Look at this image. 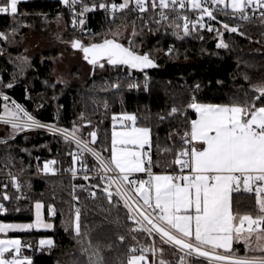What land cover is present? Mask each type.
Wrapping results in <instances>:
<instances>
[{
    "label": "trees",
    "instance_id": "obj_1",
    "mask_svg": "<svg viewBox=\"0 0 264 264\" xmlns=\"http://www.w3.org/2000/svg\"><path fill=\"white\" fill-rule=\"evenodd\" d=\"M101 3L108 5L107 10L99 7ZM112 3H122V0H77L74 5H64L60 0H27L19 3L15 15L0 14V31L6 37H2L6 39L4 47L0 46V93L8 97L5 100V96H0V115L4 113L5 103L14 99L35 118L69 130L74 125L80 127L79 135L85 139L90 140L88 133L96 131L98 140L94 146L109 158L113 117L132 112L137 117V125L152 130V170L176 171L179 166L170 162L175 158L174 146L180 144V139L178 135H173L171 140L168 137L174 130L183 133L185 115L188 120L195 118L193 110L187 108L193 96L200 103L230 104L234 99L243 100L246 95L249 99L258 95L253 86L264 84V23L260 16L253 14H249L248 21L240 20L232 9L220 11L224 9L220 6L213 11L216 20L205 15L200 21V10L191 9L189 2L184 9L179 4L174 10L165 9L169 19L156 23L161 9H153L151 0H148V11L143 13L132 11L131 4L128 9L111 13ZM0 4L5 6V0H0ZM85 7L90 10L84 11ZM73 12L77 14L74 16ZM57 13L66 18L69 32L87 43L102 41L119 25L135 26L140 34L132 40L121 41L138 53L149 54L157 60L158 68L137 71L128 66L108 65V72L94 71L86 77L74 68V77L61 83L53 79L52 57L57 54L56 50L44 48L37 52L30 66L14 62L8 55L10 34L25 33L40 14ZM184 16L205 27H199L198 23L196 29L189 28V34L185 35ZM81 19L83 25L79 23ZM218 21L231 27L239 26V32L225 31ZM208 26L223 33L222 39L228 48H217L221 38L217 31H208ZM241 32L244 35H240ZM116 84L119 88L113 87ZM44 98L47 100L41 104ZM256 103L257 106L264 104V98ZM173 106L182 108L184 115L169 116ZM160 116L165 119L161 120ZM6 126L8 134L0 130V141H4L0 143V174H17L16 183L20 187L14 185L13 179H5L3 195L6 193L9 199L3 202L6 211L0 215L1 223L34 221L36 201L43 202L45 216L53 222L51 229L8 233L21 238L19 255L31 258V264H71L73 259L87 260V256L81 255V245L77 242L80 238L74 231L77 207L81 209V231L88 232L83 239L84 246L87 247L89 241L94 247L98 244L108 264H127L130 255L138 253L147 255L156 264L161 258L170 264H180L181 257L184 264H209L205 258L187 256L174 246L162 244L158 235L150 237L143 231H131L139 226L128 218L127 209L118 197L114 195L113 203L108 202L102 191L105 182L100 175L103 174L97 173L99 164L95 157L90 153L82 157L87 165L85 170L92 173L91 184H87L83 176H73L68 171L73 167L69 153L79 151L74 142L44 129L14 131L10 124ZM165 148L174 150L172 153L162 151ZM53 160L56 174L45 173L44 163ZM75 167L81 168L79 164ZM92 191L97 193L96 198L90 196ZM74 196L79 200L73 199ZM233 197L239 202L236 207L241 214H256L254 197L244 192L234 193ZM50 207H55V215L49 213ZM44 236L53 237L54 244L41 246L39 239ZM153 246L163 247V255L143 251ZM133 248L135 252H131ZM235 249L238 254L246 253L242 243L235 244ZM253 253L262 255L260 252L248 254Z\"/></svg>",
    "mask_w": 264,
    "mask_h": 264
},
{
    "label": "snow or ice",
    "instance_id": "obj_2",
    "mask_svg": "<svg viewBox=\"0 0 264 264\" xmlns=\"http://www.w3.org/2000/svg\"><path fill=\"white\" fill-rule=\"evenodd\" d=\"M20 2L21 0H5V6H0V14L9 13L10 10L11 14L15 15ZM186 2H190L193 9L200 10V21L205 15L211 20H216L213 11L220 5H224V9H219L220 11L230 7L234 16L244 21L251 19L246 12L247 8L251 7L253 13L264 9V0H230V4L226 0H151L153 9H161L160 19L155 22L169 19L165 9L172 7L174 10L177 4L184 9ZM63 3L74 5L77 0H63ZM130 4L133 5L132 11H148V0H122L119 5L112 3L110 7L115 13L128 9ZM205 4L215 8L204 6ZM99 7L107 10L108 5L101 3ZM89 10L84 8V11ZM259 16L264 23V11H260ZM183 19V32L188 35V17L184 16ZM79 23L83 25L84 20L81 19ZM198 23L199 21L193 23L192 28L196 29ZM218 23L227 32H239V26L231 27L223 21ZM175 26L180 27L179 24ZM199 27L203 28L205 25L199 23ZM207 30L217 31L221 37L223 35L211 26H208ZM239 34L244 35L242 32ZM0 37L6 38L3 33H0ZM129 43L131 44V41ZM216 46L228 48L229 45L220 39ZM71 47L81 50L89 64L98 65L100 68L105 66L101 61L108 65H125L141 71L156 67L149 54H140L116 39H104L102 43H92L88 46L74 40ZM113 87L119 88V84ZM196 88L198 89L199 85ZM253 91L258 93L253 99L246 95L243 100L234 99L230 104L200 103L195 96L191 98L187 108L193 110L195 119L188 120L185 115L186 127L183 133L174 130L168 137L171 140L173 135H178L180 139V144L174 146L175 158L170 162L179 166V174L152 172V130L146 126L138 127L135 115L113 117V121L119 119L121 130H117L115 124L113 125L109 158L103 157L95 148L89 146L96 143V131L88 133L90 140L84 139L79 135L80 127L74 125L69 131L55 125H46L18 104L14 109H8L6 105L4 116H0V120L10 124L14 131L47 129L54 135H63L65 141L74 142L79 151L69 153L73 167L68 171L73 176L77 174L75 165L79 164L81 168L87 169L82 159L84 153L95 157L99 164L97 173H103L100 175V179L105 182L102 191L106 194L108 202L113 203L114 195L119 197L127 209L128 218L139 225V228L131 231H143L150 237L158 235L162 244L174 246L187 256L194 254L196 257H203L210 264H264V104L257 106L256 103L264 98V84L253 86ZM4 99L7 100L8 97L5 96ZM177 114L184 115V110L173 106L168 113L169 116ZM160 119L165 117L160 116ZM90 123L89 121L88 124ZM2 142L4 141H0ZM146 146L148 151H145ZM173 150L165 148L162 151L172 153ZM55 163L54 160L46 161L42 170L54 175L55 170L51 165ZM109 172L116 174L109 176ZM145 172L148 175L147 180L130 178L133 173ZM84 179L88 177L85 176ZM13 181L15 182V178ZM16 187L19 188L20 185L16 183ZM113 187L115 193L111 190ZM240 192L254 197L255 215L251 212L241 214L238 211L236 205L239 202L234 201L233 194ZM90 196L96 198L97 193L92 191ZM2 198L8 200L9 196L5 193ZM73 199L78 201L79 197L74 196ZM43 208V203H35V226L43 224L44 227L51 228V224L43 223ZM3 211L6 209L0 204V212ZM48 211L51 215L56 214L55 207H50ZM32 227L33 224H0V233ZM74 231L80 238L77 242L81 245V255L87 256V260L73 259L71 264H108L98 244L94 247L89 241L87 247L84 246L83 239L88 232L81 231V209L78 207L75 208ZM120 239L123 240L124 237ZM40 243L51 246L53 241L42 240ZM234 243H242L246 253L258 251L262 255H237L238 250L233 248ZM20 248L21 242L18 239L0 240V264H31L30 261L18 258ZM135 251V248L131 249V252ZM143 251H151L153 255L159 252L162 256L164 249L153 246ZM146 260L143 254L130 255L127 264H140ZM158 264L170 262L161 258ZM180 264H184V257H181Z\"/></svg>",
    "mask_w": 264,
    "mask_h": 264
},
{
    "label": "rangeland",
    "instance_id": "obj_3",
    "mask_svg": "<svg viewBox=\"0 0 264 264\" xmlns=\"http://www.w3.org/2000/svg\"><path fill=\"white\" fill-rule=\"evenodd\" d=\"M26 24L27 22L24 23L23 25ZM67 27H68L67 20L61 14H57L54 16H51L49 14H40L38 18L34 20V22L28 25V29L26 30L25 33L23 34L21 33L19 35L18 33L12 32L10 34L9 44L11 45V51L8 52V55H10L11 59L17 64H24L26 66H30L31 59L33 55L36 54L37 52L43 50L44 48L56 50L57 54L52 57L53 65H54L53 79L55 82L67 83L69 80H71L74 77L72 73V70L74 68H77V70L80 71L85 77L90 75L94 71L101 73L108 72L110 68L106 62H104L105 64L104 68H100L98 65L93 66L84 59V54L81 50L73 49L71 47V42L76 39L81 40L83 45L88 44L87 43L88 41H86L84 38L75 36L74 33H70ZM133 32H135V35H133ZM138 34H140L139 30L135 26L119 25L113 31L107 33L105 38L114 37L120 41L132 40ZM220 38L222 39L221 36ZM5 40H3V45L1 46L2 48L5 45L6 42ZM263 49H264V44H263ZM0 96H7V95L0 93ZM46 100H47L46 98L41 99L40 103L42 104ZM16 104L20 105L18 102L12 99L10 101H7L5 103V106L7 105L8 109H14ZM20 106L26 112H28L22 105ZM4 113L2 114L3 116ZM28 113L32 115L30 112ZM125 114L134 115V113L132 112H126V113H121L119 117ZM115 123H120L119 119H117ZM6 125L7 123L0 122V130H4V132L8 134V129ZM41 218L43 220V223L47 222L46 221L47 219L45 218L43 211L41 212ZM32 222L33 223L28 222L27 224H33L35 226L36 218ZM1 224H14V222H2ZM35 227H42V226H35ZM245 254L249 256H260L259 254L256 253L253 254L245 253Z\"/></svg>",
    "mask_w": 264,
    "mask_h": 264
},
{
    "label": "crops",
    "instance_id": "obj_4",
    "mask_svg": "<svg viewBox=\"0 0 264 264\" xmlns=\"http://www.w3.org/2000/svg\"><path fill=\"white\" fill-rule=\"evenodd\" d=\"M22 1H27V0H21V2ZM60 1H62V3H63V0H60ZM226 2H228L229 4H230V0H226ZM64 4V3H63ZM64 5H66V4H64ZM204 6H207L208 7V5H204ZM189 7L191 8V9H193L192 7H191V3L189 2ZM220 7H224V5H220ZM211 8V7H210ZM229 9H231L230 7H228ZM18 9H19V4L17 5V12H18ZM196 10H199V9H196ZM9 14H11V12H10V10H9ZM57 14H61V13H57ZM57 14H54V15H57ZM11 15H13V14H11ZM50 15V14H49ZM54 15H51V16H54ZM62 15V14H61ZM135 115V114H134ZM195 119V118H194ZM125 123H128V124H130V122H125ZM116 125V129L117 130H121V126H120V123H115ZM138 127H140V125H137ZM150 128V127H149ZM151 129V128H150ZM145 151H148L147 150V146L145 147ZM152 170V169H151ZM152 172L154 173V174H174V171H160V172H155V171H153L152 170ZM187 173V172H186ZM185 173V174H186ZM136 174H139V180H147L148 179V175H147V173L145 172V173H133L132 175H131V177L132 176H134V175H136ZM130 177V178H131ZM36 202H38V201H36ZM35 202V203H36ZM39 202H41V203H43L42 201H39ZM35 203H34V211H35ZM44 205V204H43ZM44 212V216H45V207L41 210V212ZM45 218H46V216H45ZM47 219V218H46ZM35 220V219H34ZM47 222L46 223H44V224H51L52 225V227H53V222L52 221H50V220H46ZM28 222H14V224H27ZM30 223H33V222H30ZM40 226H42V227H32L31 229H25V230H9V231H7V232H4V233H1V235H0V240H8V239H18V240H20V242H21V246H22V240H21V238L19 237V236H9L8 235V233L9 232H16V231H27V230H32V229H34V228H38V229H51V228H44L43 227V224L42 225H40ZM52 240L53 241V244H54V238L53 237H50V236H44V237H41L40 239H39V244L41 245V246H49V245H47L46 243L45 244H41L40 243V241H42V240H44V241H47V240ZM52 244V245H53ZM235 244L236 243H234L233 244V248L235 249ZM20 250H21V248H20ZM222 251V250H221ZM258 252V251H257ZM141 254H143V253H138V254H134V255H136V256H139V255H141ZM236 254H238V253H236ZM143 255H145V254H143ZM7 256V255H6ZM146 256V258H147V260L146 261H141L140 262V264H151V262H153V260H151V258H149L147 255H145ZM18 258H20V259H25L26 261H30L31 262V258H29V257H27V256H22V255H19V257ZM209 264H210V262H209Z\"/></svg>",
    "mask_w": 264,
    "mask_h": 264
},
{
    "label": "built area",
    "instance_id": "obj_5",
    "mask_svg": "<svg viewBox=\"0 0 264 264\" xmlns=\"http://www.w3.org/2000/svg\"><path fill=\"white\" fill-rule=\"evenodd\" d=\"M71 3H69V5H70ZM120 3H118L117 5H119ZM0 6H3L2 4H0ZM215 7V6H214ZM138 11V10H137ZM260 11H264V9H258L255 13H253V11H252V8L250 7V8H247L246 9V12L248 13V14H253V15H255V16H259V13H260ZM117 12V11H116ZM115 12V13H116ZM139 12V11H138ZM111 13H113L112 12V10H111ZM139 13H141V12H139ZM73 14H74V16L77 14L76 12H73ZM188 21H189V28H191L192 27V24L194 23V22H196L195 20L194 21H192L191 19H188ZM206 23V22H205ZM72 25H74V23H72ZM0 33H1V31H0ZM3 44V38L2 37H0V46ZM124 67V66H123ZM130 70H133V69H131V68H129ZM130 73V72H129ZM137 81V80H136ZM0 116H3V115H0ZM35 119H37V120H39V121H41L42 123H44V124H46V125H55L56 127H58V128H61V129H65L64 127H62V126H59V125H56V124H53V123H49V122H46V121H43V120H40V119H38V118H35ZM0 122H4L3 120H0ZM67 129V128H66ZM26 130H31V129H26ZM44 130H47V129H44ZM69 130V129H68ZM25 131V130H24ZM69 131H71V130H69ZM59 135H61V134H59ZM61 136H63V135H61ZM83 138V137H82ZM85 139V138H84ZM90 147H92V148H95V146L93 145V144H90L89 145ZM96 149V148H95ZM97 150V149H96ZM98 151V150H97ZM99 152V151H98ZM102 155V154H101ZM103 156V155H102ZM104 157V156H103ZM51 167L55 170V174H56V167H55V164L54 165H51ZM76 169H77V174H76V176H83V177H85V176H87L88 177V179H85L86 180V183L87 184H91L90 183V180H89V178L92 176V173L91 172H89L88 170H85V169H82V168H78V167H76ZM187 172V170L185 169V173ZM51 173V172H50ZM180 173V169H178V170H176V171H174V174H179ZM103 174V173H102ZM116 173H113V172H109V173H107V175H109V176H112V175H115ZM140 176H139V174H136V175H134V176H132L131 177V179H136V180H139L140 178H139ZM6 178H11V179H13V178H15V183H14V185H16V182H17V180H18V175L17 174H8V175H5V176H3V175H1L0 174V204H2L3 206H4V199L2 198L3 197V190H5V186H6V183H5V179ZM88 189V188H87ZM112 191H113V193H115V188H112L111 189ZM119 198V197H118ZM120 199V198H119ZM120 202L122 203V205H123V201L122 200H120ZM4 212V211H3ZM3 212H0V215L3 213ZM0 224H1V220H0ZM138 225V224H137ZM139 226V225H138ZM194 255V254H193ZM237 255H241V254H237ZM241 256H243V255H241ZM201 258H203V257H201Z\"/></svg>",
    "mask_w": 264,
    "mask_h": 264
},
{
    "label": "water",
    "instance_id": "obj_6",
    "mask_svg": "<svg viewBox=\"0 0 264 264\" xmlns=\"http://www.w3.org/2000/svg\"><path fill=\"white\" fill-rule=\"evenodd\" d=\"M105 39H116V38H114V37H109V38H105ZM76 40H79V39H76ZM103 40H104V39H103ZM103 40H102V41H97V42H92V43H102ZM116 40H117V39H116ZM79 41H81V40H79ZM117 42L123 44L125 47H129V46H127L125 43H123V42L120 41V40H117ZM81 43H82V41H81ZM92 43L85 44L84 46H88V45H90V44H92ZM140 54H142V53H140ZM150 57H151V56H150ZM151 58H152V57H151ZM152 59H153L155 65H156V67L148 68V69H144L143 71H150V70H153V69L158 68L159 64H158L157 60H155L154 58H152ZM101 62L104 63L103 61H101ZM121 66H125V65H121ZM131 69H132V68H131ZM133 70L141 71V70H139V69H133ZM97 140H98V134H97ZM97 140H96V142H97ZM95 144H96V143H95ZM95 144H93V145H95Z\"/></svg>",
    "mask_w": 264,
    "mask_h": 264
}]
</instances>
